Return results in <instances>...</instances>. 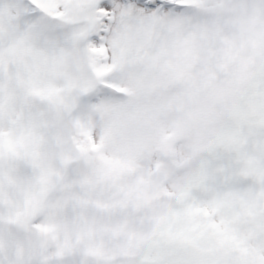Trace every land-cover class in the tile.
I'll return each mask as SVG.
<instances>
[{
    "label": "snow or ice",
    "instance_id": "obj_1",
    "mask_svg": "<svg viewBox=\"0 0 264 264\" xmlns=\"http://www.w3.org/2000/svg\"><path fill=\"white\" fill-rule=\"evenodd\" d=\"M0 264H264V0H0Z\"/></svg>",
    "mask_w": 264,
    "mask_h": 264
}]
</instances>
